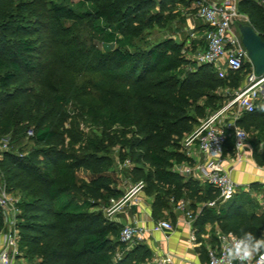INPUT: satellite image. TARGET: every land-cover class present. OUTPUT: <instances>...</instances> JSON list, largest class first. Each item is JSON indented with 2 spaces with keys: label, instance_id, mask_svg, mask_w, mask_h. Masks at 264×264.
<instances>
[{
  "label": "trees",
  "instance_id": "obj_1",
  "mask_svg": "<svg viewBox=\"0 0 264 264\" xmlns=\"http://www.w3.org/2000/svg\"><path fill=\"white\" fill-rule=\"evenodd\" d=\"M13 1L0 0V136L11 135L9 148L1 152L0 185L9 193L26 196L18 203L16 227L19 251L31 264H114L118 252L122 256L117 264H149L153 254L148 246L139 242L127 249L119 238L123 225L104 213L110 199L121 194L117 181L105 170L111 161L109 150L118 144L123 152L121 161L130 162L127 173L131 180L143 181L144 193L153 199L155 220L167 212L175 221L171 199L191 198L205 203L195 215L198 234L207 224H217L227 234L241 221L261 233L264 216L250 215L234 200L239 194L230 205L220 206L213 186L206 184L200 190L198 183L172 170L173 164L190 162L181 151L182 141L201 119L222 107L223 96L217 89L226 79H220L210 65L183 58L184 43L171 36L145 49L137 41H142L147 29H167L165 9L190 0H45L46 38L31 37L39 32L34 26L6 20L4 9L12 7ZM156 6L160 13L154 12ZM27 11L22 5L18 21ZM239 11L247 14L264 41V6L242 0ZM82 21L98 28L106 22L100 30L113 45L108 51H100L95 44L89 53L90 63L121 90L110 93L106 111L90 108L82 114L98 125L120 124L122 130L107 135L108 140H84L81 133H67L63 124L57 123L51 104L31 89L14 88L17 83L28 84L42 76L47 68L42 51L57 48V43L71 33V25ZM3 35L16 37L7 41ZM75 44H79L77 36L65 43L72 54L77 53ZM58 63L62 65V61ZM242 72L229 76L234 87ZM262 107L264 99L254 112L238 121L247 133L264 130ZM30 129L33 136L26 140ZM227 144L234 145L233 139ZM77 145L80 152L75 150ZM253 146L257 159L264 156ZM67 160L72 161L69 168L87 170L91 180L79 181L75 176L63 180ZM212 201L215 205L209 206ZM4 226L0 207V230Z\"/></svg>",
  "mask_w": 264,
  "mask_h": 264
},
{
  "label": "built area",
  "instance_id": "obj_2",
  "mask_svg": "<svg viewBox=\"0 0 264 264\" xmlns=\"http://www.w3.org/2000/svg\"><path fill=\"white\" fill-rule=\"evenodd\" d=\"M197 2L196 16L206 26L204 41L205 48L199 50L193 60L199 65H210L220 79H228L231 74L243 71L246 63H251L248 53L242 42L240 32L236 25L243 14L239 11V3L242 0H195ZM249 1V0H245ZM264 6V0H252ZM264 89V77L255 75L253 66L248 71L243 87L234 91L231 98L221 108L207 116L194 132L186 136L182 141L181 151L186 157L191 158L197 151L204 156L203 163L175 165V171L186 175H195L205 183L213 186L219 198L223 201L233 198L239 191L238 184L233 180L231 173L223 167L224 149L228 139H233L237 153V160L243 161L246 158L245 150L248 140V133L238 124L240 118L246 113H252L260 101ZM236 129H242L246 134L245 138L239 141L236 137ZM29 134H33L32 130ZM239 142V146H237ZM8 145V144H7ZM130 166L127 160L124 163ZM145 187L143 181L133 184L131 190L120 198L112 197L104 209L105 215L113 220L118 213L123 212L124 207L132 197L142 192ZM171 201L175 209L188 221L195 219L194 212L189 210L184 199ZM134 204H140L139 201ZM214 206L215 201L209 202ZM0 207L4 220V228L0 233V264H13L20 255L18 241L19 231L16 227L17 220L13 213L17 207L10 199V193L0 185ZM174 225L166 219L153 223L149 228L139 223L125 224L120 232V242L132 248L135 244L144 240L146 235L156 232H172ZM227 234H219V243L210 247L207 251L208 264H227L225 247ZM195 239V238H194ZM121 252L116 254L120 259ZM169 257L156 258L155 264H167ZM253 264H264V259L257 256Z\"/></svg>",
  "mask_w": 264,
  "mask_h": 264
},
{
  "label": "rangeland",
  "instance_id": "obj_3",
  "mask_svg": "<svg viewBox=\"0 0 264 264\" xmlns=\"http://www.w3.org/2000/svg\"><path fill=\"white\" fill-rule=\"evenodd\" d=\"M55 2H63V0H55ZM186 3V1H185ZM185 3H175L168 6L163 15L168 20V28L161 29L159 27H153L147 29L143 34L142 41H137L138 46L142 49L148 48L152 44L161 42L162 40L171 36L177 42L184 43L181 56L187 59L190 58L193 60V56L198 52L197 46L187 47L189 38H191L190 30L187 29V20L190 12L187 9H183ZM24 5L28 8V11L24 13L21 21H18L20 17L18 16L21 11V7ZM48 4L45 0H14L12 2V7L4 9V14H6V20H14L15 22H21L23 25H31L36 28L39 32L33 33L30 36L33 38H46L47 34L44 32L46 28L47 19L45 18V13L47 10ZM84 11L83 8L79 9ZM154 12L160 13L159 6H156ZM37 15V16H36ZM193 18V17H191ZM239 23H246L251 25L249 17L247 14H243V17L240 19ZM106 22L101 23V28L106 26ZM199 25V23L197 22ZM87 21H82L71 25V33L64 37L57 43V48L52 50L42 51V59L44 60L47 68L42 76H40L36 81L30 82L28 84L17 83L15 87H22L31 89L34 93L41 96L43 101H47L50 106L53 108L56 116L57 123L62 126V129H65L67 133L74 132L75 134L81 133L84 140H108L107 135L114 136L115 132H120L122 127L117 122L107 123L98 125L96 121L91 120L90 118L83 117L82 114H86L90 108L94 110L106 111L108 99L111 92H118L121 88L118 86V83L112 81L110 77L106 76L104 73L97 71L93 68L90 63V51L98 45L100 51H108L111 46V43L107 42V39L104 37V33L101 32V28L95 27ZM181 28V32L178 34L176 31ZM238 32V24L236 25ZM260 36L262 33L255 30ZM4 38L8 40H13L16 35H3ZM26 37L29 35H25ZM73 36L78 37L79 44H75V50L77 53L72 54L70 47H66L65 43L67 40H71ZM136 42V43H137ZM96 44V45H95ZM62 61V65H59L58 62ZM252 67L251 63H246L244 70L239 74L236 84L237 87L232 85V80L226 79L224 85L217 89V94L223 96L222 104H225L233 94L234 91L243 87L245 84L247 74L249 69ZM264 99V89L261 94L260 100ZM68 100V101H66ZM215 112V111H214ZM105 112H103L104 114ZM209 113L207 116L212 114ZM112 114H115L112 112ZM106 115V113H105ZM108 115V114H107ZM115 116V115H114ZM113 116V119H114ZM206 116V117H207ZM205 117V118H206ZM199 121V125L205 119ZM105 120V119H104ZM52 125V123H51ZM196 127V128H197ZM31 130V129H30ZM27 131L26 140L33 136ZM11 135H1L0 136V157L1 152L5 149H8V143L10 142ZM30 147L32 145H29ZM121 145L111 147L109 150V156L111 161L105 166L107 174H110L117 181V190L121 192L120 198L126 195L133 186L134 182L131 180L127 171L129 166H126L122 162L119 155L122 154ZM75 150L79 151L78 145L75 147ZM178 152V149L175 150ZM180 152V151H179ZM120 159V160H119ZM71 160H67L63 164V168L66 169V174L62 177L66 182L70 179L71 176H75L79 181L84 179L90 181V173L87 170H77L69 168L68 164H71ZM183 163L173 164L172 170L179 174L182 177H185L183 174L175 171V165H181ZM26 196L21 192L10 193V199L16 205V213H13L12 216L16 218L19 214L18 203L24 200ZM152 197L147 196L144 191L136 194L130 202L139 201L142 205H146L151 202ZM128 202L127 205L130 204ZM126 205V206H127ZM124 207V209L126 208ZM128 208V207H127ZM124 211V210H123ZM155 257L149 261V264H155ZM119 260H114V264H117Z\"/></svg>",
  "mask_w": 264,
  "mask_h": 264
},
{
  "label": "crops",
  "instance_id": "obj_4",
  "mask_svg": "<svg viewBox=\"0 0 264 264\" xmlns=\"http://www.w3.org/2000/svg\"><path fill=\"white\" fill-rule=\"evenodd\" d=\"M191 2L186 3L181 9H187L190 14L187 20V26L191 38H189L187 47L197 46L199 50L205 48L204 34L206 26L199 20L196 16L197 13V2L195 0H190ZM184 14V11H183ZM193 17V18H191ZM199 23V25L197 24ZM187 28V29H188ZM181 28H179L176 33H180ZM257 148V153L262 154L264 152V130L256 133V131L250 133L248 132V140L246 143V158L243 161L237 160V153L234 145L227 144L224 149V162L223 167L227 172L231 173L233 180L238 184L240 191L237 193V197L234 200L239 201V205L247 210L250 215H255L260 218L264 216V156L260 155V159L254 156L252 151V146ZM253 146V147H254ZM204 156L199 152H195L190 158L189 163L183 164H197L204 162ZM186 179H192L198 185H200V190L204 189L207 184L202 179H199L195 175L186 176ZM241 198V200L239 199ZM220 199V198H219ZM233 198L229 200H221L219 205L222 206L226 204L230 205ZM151 202L146 205L134 204L130 202L126 206L123 212L118 213L115 216V220L121 225L128 223H139L143 227H151L154 222L166 219L172 222L174 225V230L172 232H156L146 235L144 240L141 242L148 246L152 251L155 258H165L169 257L167 264H208L207 251L210 247H215L219 243V234H224L221 232L217 224H207L204 231L198 234L197 228L193 221H188L183 215L178 213L175 209V221L172 220L168 213L165 212L164 216L155 220L151 212ZM187 205L189 210L197 215L200 209L205 205V203L195 201L191 198L188 199ZM128 207V208H127ZM261 233H264V225L262 226ZM3 231L0 230V233ZM195 238V239H194ZM2 246L0 245V252ZM13 264H31L20 252V255L14 260Z\"/></svg>",
  "mask_w": 264,
  "mask_h": 264
},
{
  "label": "clouds",
  "instance_id": "obj_5",
  "mask_svg": "<svg viewBox=\"0 0 264 264\" xmlns=\"http://www.w3.org/2000/svg\"><path fill=\"white\" fill-rule=\"evenodd\" d=\"M264 111V107L261 108ZM242 129H236L239 141L245 138ZM239 146V142L237 144ZM225 257L227 264H253L259 256L264 259V233L253 231L250 225L241 221L235 226V231L227 233Z\"/></svg>",
  "mask_w": 264,
  "mask_h": 264
},
{
  "label": "water",
  "instance_id": "obj_6",
  "mask_svg": "<svg viewBox=\"0 0 264 264\" xmlns=\"http://www.w3.org/2000/svg\"><path fill=\"white\" fill-rule=\"evenodd\" d=\"M242 42L257 77H264V41L254 28L246 23H238Z\"/></svg>",
  "mask_w": 264,
  "mask_h": 264
}]
</instances>
